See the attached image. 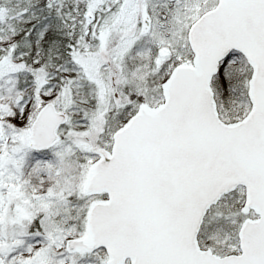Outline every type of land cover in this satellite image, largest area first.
Wrapping results in <instances>:
<instances>
[{
    "label": "snow or ice",
    "instance_id": "obj_1",
    "mask_svg": "<svg viewBox=\"0 0 264 264\" xmlns=\"http://www.w3.org/2000/svg\"><path fill=\"white\" fill-rule=\"evenodd\" d=\"M0 264H264V0H0Z\"/></svg>",
    "mask_w": 264,
    "mask_h": 264
}]
</instances>
